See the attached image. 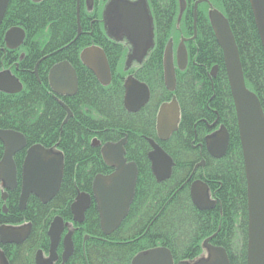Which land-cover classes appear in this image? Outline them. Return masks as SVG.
<instances>
[{
    "label": "trees",
    "instance_id": "1",
    "mask_svg": "<svg viewBox=\"0 0 264 264\" xmlns=\"http://www.w3.org/2000/svg\"><path fill=\"white\" fill-rule=\"evenodd\" d=\"M193 1L147 0L152 41L147 46H150L148 52L141 57L143 61L135 63L130 72L148 85L151 99L136 114L127 112L122 103L124 89L120 67L127 50L124 51L120 44L104 45L83 36L74 39V0L8 1L0 24V39L12 25L24 29L26 38L35 41L31 43L29 57L22 60V65H29L30 70L44 40L47 41L45 53L49 56L38 64L40 81L30 72L24 91L11 96L0 92V128L19 131L28 146L40 144L62 153L64 161L62 182L56 196L42 204L30 195L23 211L15 217L16 222L32 223L30 235L18 248L22 251V264H34L35 252L47 250V228L52 218L60 215L64 221L71 222L70 204L75 195L79 191L91 194L93 177L111 172L102 160L100 146L92 145V140L98 139L103 144L116 142L124 136L127 137L125 157L136 164L138 172L128 215L113 234L103 236L96 209L90 205L84 223L71 228L74 251L66 264H130L137 252L159 245L169 249L174 263L193 264L206 256L202 243L213 233L215 236L210 242L226 250L230 264H247L243 155L222 51L208 19L209 8L218 9L228 19L245 85L257 95L263 114L264 51L248 0L199 3L194 37ZM182 3V11L178 13L177 7ZM181 36L190 38L185 42L188 64L182 71L176 69L175 90L169 92L163 84V48L169 38L176 44ZM89 45L100 46L108 59L111 71L108 85H102L80 60V52ZM58 47L63 48L53 52ZM60 60L71 64L78 80L76 93L62 97L72 115L61 130L59 126L66 113L53 100L46 79L48 69ZM213 65L217 69L215 76L210 77ZM173 95L180 107L178 128L168 140L159 141L155 127L156 105ZM216 118L219 124L209 128L208 124ZM220 124L229 133V144L225 155L214 159L206 151L203 136L214 133ZM147 137L154 138L174 161L171 176L163 183H157L150 171ZM24 154V150L15 154L17 168ZM201 160L205 165L188 180L194 164ZM193 178H200L208 185L210 195L216 200L215 207L201 211L192 204L189 183ZM17 196L18 191H15V201ZM86 233L90 237L84 240Z\"/></svg>",
    "mask_w": 264,
    "mask_h": 264
},
{
    "label": "water",
    "instance_id": "2",
    "mask_svg": "<svg viewBox=\"0 0 264 264\" xmlns=\"http://www.w3.org/2000/svg\"><path fill=\"white\" fill-rule=\"evenodd\" d=\"M9 0H0V24L6 12ZM39 2L41 0H32ZM208 0H197L194 5ZM255 25L264 51V0H248ZM121 27L126 31L127 38L133 44L132 55H128L126 64L129 65L133 56L141 58L145 48L152 41L151 18L145 0L135 4L119 3ZM194 13V25L196 20ZM209 22L218 45L222 50L224 67L226 70L229 89L235 107L238 134L243 155L246 194H247V264H264V114L257 95L245 85L242 65L234 35L228 19L217 9L212 8L208 14ZM24 37L21 28H9L3 39L10 48L18 46ZM181 38L173 55L172 39L168 40L162 57L163 79L165 87L172 91L175 88V67L183 70L187 65V50ZM81 62L91 70L102 85L110 82L111 75L106 56L97 46L84 48L80 53ZM217 66H213L210 74L215 76ZM48 82L53 91L58 94L73 95L77 90V77L74 69L67 61L53 65L48 73ZM124 106L127 111H136L149 98L146 84L138 81L132 75L125 77ZM20 86L14 76L7 72L0 73V91L17 92ZM66 108V107H65ZM67 109V108H66ZM70 112L67 113V118ZM180 110L175 99L164 103L158 110L156 128L160 140L167 138L177 130ZM0 141L4 146L0 160V179L4 180L8 188L16 185V167L13 156L26 147L24 136L13 130H0ZM126 138L117 142H105L100 146V154L104 163L113 168L106 175H96L92 181V194L79 193L70 205L73 221L82 222L84 213L94 199L100 221V228L104 234H109L121 224L126 217L135 193L137 181V167L134 162L125 158L124 144ZM151 150L148 159L151 163L152 174L157 181L167 179L171 175L173 160L154 140H148ZM93 145H99L93 142ZM229 144V133L224 125L213 134L205 138L207 153L214 158L225 155ZM201 165L204 162L199 163ZM63 155L60 152L45 148L40 144L27 147L21 166V192L19 206L24 208L30 195L37 197L42 203L48 202L58 192L63 174ZM193 205L199 210L214 207L210 200L207 186L200 180H194L189 187ZM67 223L60 217H55L47 231L50 240L49 258L43 262L41 252L35 255L36 264H50L56 258L55 248L62 242L63 252L60 264L73 253L71 232L64 235ZM30 232V225L22 227L0 228L2 243H21ZM204 242L207 256L193 264H230L226 250L221 246ZM130 264H190L186 261L174 263L173 256L164 246L153 247L134 255Z\"/></svg>",
    "mask_w": 264,
    "mask_h": 264
},
{
    "label": "flooded vegetation",
    "instance_id": "3",
    "mask_svg": "<svg viewBox=\"0 0 264 264\" xmlns=\"http://www.w3.org/2000/svg\"><path fill=\"white\" fill-rule=\"evenodd\" d=\"M138 1L139 0H92L90 3L89 2L88 3H84L83 4L82 20L79 18L81 33L92 34L93 30H95L97 27H100V29L104 32V34L107 31V33H106L107 36H110V38H114L118 42V44H120L123 47L124 51L127 50L125 58H124V60L126 61L128 55H132L133 44L127 38L126 31L121 27V23H120L121 15L119 13L118 7H119V3L120 2L135 4ZM195 23H196V21H195ZM195 27L196 26L194 25V21H193V32H194L193 37L196 35ZM105 29H106V31H104ZM23 31H24V29H23ZM3 36H4V34H3ZM3 36H2V39H0V72L3 71V70L8 71L9 75L10 76H14L16 78L18 84L20 83L21 86L26 85L27 74H29L30 72H32L34 74V76L36 77L37 81H40V78L38 76V70H37L38 64H39V62H42L44 59H46L49 56L48 53H45L46 52L45 46L42 45V49L40 50L41 52L39 51V53H38V55H39L38 59L35 61L33 69L30 70L29 69V65H26V66L24 64L22 65V60H24V59L29 57L30 51H31V43H35V41H30L29 39H27L26 38V33H25L21 43L18 46L14 47V48H10V47H8L6 45V42L4 41ZM77 37H78V34H75L74 39H76ZM181 38H184L187 41L186 37L181 36L180 39ZM170 39H172V38H169L168 40H170ZM180 39H179L178 43H176V44L173 42V39H172V46H173V51L174 52L177 49V45L179 44ZM73 40L70 41L69 43L73 42ZM186 41H184V43ZM36 43H38V42H36ZM43 44H45V42H43ZM89 46H96V45H89ZM61 48L62 47H58L53 52L59 51ZM185 48H186V45H185ZM186 50H187V48H186ZM162 57H163V55H162ZM187 57H188V52H187ZM139 59L140 58H136L135 56H133V58L130 61L131 68H132V66L135 63H141L144 58H141V60L138 62ZM173 60H174V63H175V55H174V59ZM61 61H63V60H61ZM107 61H108V59H107ZM55 64L56 63L52 64L51 67L53 65H55ZM187 64H188V60H187ZM186 67H187V65H186ZM50 68L48 69L46 79H47V83H48L49 89L51 90L49 82H48V73H49ZM109 69H110V66H109ZM176 69L180 70L179 68L175 67V79H176ZM41 72H43V69H41ZM127 74L128 75H132L134 78H136L134 76V74L132 72H130V71ZM110 75H111V71H110ZM124 79H123V82H124ZM138 81H140V80H138ZM77 82H78V80H77ZM140 82L146 84L143 81H140ZM163 84H164V79H163ZM21 86H20V88H22ZM146 86L148 87L147 84H146ZM164 87H165V85H164ZM123 89H124V87H123ZM148 91H149V98H148V101L145 103V105L151 99V92H150L149 87H148ZM7 93H11V92H7ZM64 95H66V94H64ZM59 96L61 97L62 94L61 95L59 94ZM158 110H159V108L157 109L156 116H157ZM155 120H156V118H155ZM214 126L215 125H213L212 127H214ZM155 127H156V125H155ZM124 137L127 140V137L126 136H124ZM156 137H157V139L159 141H163V140H160L159 137H158L157 128H156ZM169 137L167 138V140L169 139ZM123 138H121V139H123ZM149 139H152L156 143H158L154 138H151V137H147V142H148ZM164 141H166V140H164ZM148 144H149V142H148ZM94 146H99V145H94ZM149 146H150V144H149ZM0 150H1V153H0V159H1L2 154H3V146H2L1 143H0ZM14 156H13V160H14V163H15ZM22 163H23V160H22ZM22 163L20 165V168H17V165L15 163V167H16V185L14 186V188H12V189L8 188L6 182L4 180L0 179V228L22 227L26 223L24 221H17L16 222L15 218H12L13 216L11 214L12 210L14 209V207L18 205V198H19L20 192H21V181H22L21 166H22ZM112 171H113V168H111V172ZM15 191H18V196H17L16 201H15V198H14V192ZM24 241H22L21 243H23ZM60 243H62V242L60 241ZM15 245H16V243H14V242L2 243L1 240H0V264H22V259L21 258L19 260H17V263L15 262L16 261L15 260V252L13 250ZM73 247H74V244H73ZM48 248H49V246H48ZM37 252L38 251H36L35 254H34V264H36L35 255H36ZM41 255H42V258L44 260L43 262L44 263L47 262V260L49 258L48 249L46 251H42ZM60 263H61L60 255H56V258L54 260L50 261V264H60Z\"/></svg>",
    "mask_w": 264,
    "mask_h": 264
},
{
    "label": "bare ground",
    "instance_id": "4",
    "mask_svg": "<svg viewBox=\"0 0 264 264\" xmlns=\"http://www.w3.org/2000/svg\"><path fill=\"white\" fill-rule=\"evenodd\" d=\"M75 1V5H74V7H73V10H74V12H75V23H76V34H78V36H83L84 38H86V39H88V40H90V41H94V42H100V43H102V44H104V45H113V46H117V44H118V42L114 39V38H110V36H107L106 35V33H107V31H106V29L104 30V31H106V33L104 34V32L100 29V27H97L95 30H93V33L92 34H89V33H81V28H80V21H79V18L82 20V13H83V4L84 3H90L92 0H74ZM31 2H33L32 0H31ZM40 2V1H39ZM145 2H146V6H147V8H148V2H147V0H145ZM197 2V0H194L193 1V4H192V17H193V20H194V13H196V16H197V8H196V11H194V5H195V3ZM34 3V2H33ZM120 3H122V2H120ZM199 4V3H198ZM198 4H197V7H198ZM182 7H183V3L182 4H180V5H178V7H177V12L179 13V12H181L182 10ZM213 7H210L209 8V11H208V14H209V12H210V10L212 9ZM216 9V8H215ZM40 10H41V8H40ZM218 10V9H217ZM148 14L151 16V14H150V12H149V10H148ZM195 16V17H196ZM209 19V18H208ZM196 21V20H195ZM20 28V26H18V25H12L10 28ZM9 29V28H8ZM7 29V30H8ZM22 29V28H21ZM23 30V29H22ZM232 31V30H231ZM5 33V32H4ZM3 33V34H4ZM24 34H25V32H24ZM188 39H190V38H187V40ZM181 40V39H180ZM215 40H216V38H215ZM186 41V40H185ZM43 42H45V44H43ZM217 42V41H216ZM168 42L166 41L165 42V45H164V48H165V46H166V44H167ZM41 46L42 45H46L47 44V41L46 40H44V41H42L41 43ZM218 44V43H217ZM184 45H185V43H184ZM97 47H99L100 49H102L100 46H98V45H96ZM87 47H90V46H87ZM220 47V46H219ZM63 48V47H62ZM149 48H150V46L149 47H146L145 48V52H148V50H149ZM164 48H163V51H164ZM103 50V49H102ZM222 51V50H221ZM173 55H175V52L173 53ZM107 59V58H106ZM81 60V59H80ZM63 61H66V60H63ZM61 62V60L60 61H57V62H55V63H60ZM108 62V61H107ZM109 65V64H108ZM110 66V65H109ZM213 66H216V65H213ZM212 66V67H213ZM211 67V68H212ZM121 68V72L123 73V79L128 75L127 73L131 70V64H129V65H127L126 64V61L124 60L123 61V64H122V66L120 67ZM162 69H163V65H162ZM74 71H75V69H74ZM182 71V70H181ZM1 72H7L8 74H9V72L8 71H6V70H3V71H1ZM0 72V73H1ZM225 72H226V70H225ZM75 74H76V71H75ZM209 76L210 77H214V76H212L210 73H209ZM226 76H227V74H226ZM76 77H77V74H76ZM97 78V77H96ZM227 80H228V78H227ZM99 81V80H98ZM110 83V82H109ZM108 85V84H107ZM19 86H21V84L19 83ZM228 86H229V83H228ZM22 88H20L17 92H11V93H7V92H5V91H0V92H2V93H4V94H6V95H9V96H11V95H14V94H17V93H20V92H22V91H24L26 88H27V85H23V86H21ZM51 88V87H50ZM166 90L167 91H169V92H173L174 90H175V88L172 90V91H170V90H168L167 88H166ZM49 92L53 95V97H54V101L57 103V104H59L61 107H62V109L65 111V117L62 119V121H61V123H60V126H59V129L61 130V128H62V126H63V124H65L66 122H67V120L71 117V115H72V112H71V110H70V108L66 105V103L63 101V99H62V97H65V96H67V97H70V96H73V95H64V94H62V96L60 97L59 96V94L58 93H56L55 91H53L52 89L51 90H49ZM14 93V94H13ZM61 95V94H60ZM64 95V96H63ZM172 99H175L176 100V102H177V104H178V107H179V103H178V100L176 99V97H175V95H173L172 97H170L169 98V100H162L159 104L157 103V105H156V107H157V109L158 108H160L161 107V105L162 104H164V103H167V104H169V103H171L172 102ZM233 100V99H232ZM50 102H52V100L50 101ZM122 103H123V107H124V109L126 110V107L124 106V93H123V98H122ZM52 104H53V102H52ZM145 105V104H144ZM144 105H142L139 109H137L136 111H127V112H129V113H134V114H136V113H139V112H141V109L144 107ZM67 109H66V108ZM41 109H42V107H41ZM179 110H180V107H179ZM68 112H70V116L67 118L66 116H67V113ZM156 119H157V116H156ZM179 119H180V116H179ZM178 122H179V120H178ZM219 123H218V119L216 118L212 123H210V124H208V127L209 128H212V126L213 125H218ZM221 125V124H220ZM214 126V127H215ZM178 128V127H177ZM0 130H13V131H16V132H19V131H17V130H15V129H12V128H9V129H5V128H0ZM20 133V132H19ZM22 134V133H21ZM23 135V134H22ZM24 136V135H23ZM209 135L208 134H205L204 136H203V141H204V143H205V138L206 137H208ZM25 138V137H24ZM25 140H26V138H25ZM127 141V140H126ZM93 142H97V144L100 142L98 139H94V140H92V143ZM0 143H1V141H0ZM126 143V142H125ZM198 143H200V142H198ZM2 144V143H1ZM201 144V143H200ZM32 145H35V144H32ZM125 145V144H124ZM2 146H3V144H2ZM29 146H31V145H29ZM28 145H27V142H26V147L25 148H23V149H21V150H19L18 152H20V151H22V150H24V151H26V149H27V147H29ZM99 146H101V143H99ZM124 150H125V146H124ZM150 150H151V147H150ZM149 150V151H150ZM3 151H4V146H3ZM148 151V152H149ZM18 152H16V153H18ZM15 153V154H16ZM14 154V155H15ZM147 155H148V153H147ZM2 156H3V154H2ZM24 156H25V154H24ZM171 157V156H170ZM147 158H148V156H147ZM212 158H214V157H212ZM1 159H2V157H1ZM0 159V160H1ZM24 159V158H23ZM172 159V158H171ZM214 159H219V158H214ZM103 160V159H102ZM149 160V159H148ZM173 160V159H172ZM201 162H204V160H201L200 162H197V163H195L194 164V166H193V168H192V171H191V173H190V176H189V178H188V180L196 173V171H197V169L199 168V167H203L204 165H205V163L203 164V165H201V164H199V163H201ZM63 163H64V161H63ZM149 163H150V161H149ZM173 163H174V161H173ZM108 166V165H107ZM173 166H174V164H173ZM108 167H110V166H108ZM63 168H64V165H63ZM110 168H112V167H110ZM172 169H173V167H172ZM150 171H151V173H152V169H151V163H150ZM245 172V171H244ZM171 173H172V171H171ZM97 175H99V174H97ZM100 175H103V174H100ZM153 175V174H152ZM96 176V175H95ZM94 176V177H95ZM171 176V175H170ZM62 177H63V174H62ZM94 177H93V179H94ZM153 177H154V175H153ZM170 178V177H169ZM169 178H167V179H164V180H161V181H157L156 180V178L154 177V179H155V181L157 182V183H163V182H165V181H167V180H169ZM194 180H200V181H202L206 186H207V193H208V197H209V199L210 200H212V201H214L215 202V205H216V200L215 199H213L212 198V196L210 195V192H209V188H208V185L202 180V179H200V178H193L191 181H190V183H189V187H190V184L194 181ZM93 181V180H92ZM61 182H62V180H61ZM245 182H246V179H245ZM21 183H22V181H21ZM61 185V184H60ZM91 186H92V182H91ZM136 186V185H135ZM58 193V192H57ZM56 193V194H57ZM79 193H87V192H81V191H79L76 195H75V197H74V199L76 198V196L79 194ZM87 194H90V193H87ZM91 194H92V191H91ZM90 194V195H91ZM56 196V195H55ZM54 196V197H55ZM134 196H135V193H134ZM53 197V198H54ZM189 197H190V191H189ZM52 198V199H53ZM133 199H134V197H133ZM39 200V199H38ZM190 200H191V198H190ZM40 201V200H39ZM49 201H51V199L49 200ZM48 201V202H49ZM74 201V200H73ZM41 202V201H40ZM48 202H45V203H42V204H46V203H48ZM132 202H133V200H132ZM132 202H131V204H132ZM192 202V201H191ZM26 203H27V201H26ZM94 205V207H95V209H96V212H97V214H98V210H97V208H96V203H95V201H94V199H91V204L90 205ZM131 204H130V206H131ZM193 204V203H192ZM71 205V204H70ZM215 205H214V207H215ZM25 206H26V204H25ZM24 206V207H25ZM90 207V206H89ZM88 207V208H89ZM213 208V207H212ZM23 209L24 208H21L20 206H19V198H18V205L16 206V207H14V209L12 210V212H11V214H12V218H15L16 216H18L19 214L18 213H20V212H22L23 211ZM129 209H130V207H129ZM209 209H211V208H209ZM199 210V209H198ZM208 210V209H207ZM201 211H203V210H201ZM70 212H71V210H70ZM86 212V211H85ZM128 212H129V210H128ZM71 215H72V213H71ZM127 215H128V213H127ZM126 215V216H127ZM55 217H60L63 221H64V219L60 216V215H55L53 218H52V220L55 218ZM72 217H73V215H72ZM126 218V217H125ZM124 218V219H125ZM98 219H99V216H98ZM123 219V220H124ZM52 220L50 221V223H49V225H48V228H49V226H50V224H51V222H52ZM122 220V221H123ZM84 221H85V213H84V219H83V221L82 222H75V221H73V218H71V222H66V221H64V223H67L66 224V226H65V228H64V231H63V234L62 235H64V234H66V233H68V232H71V238H72V229H73V225L74 224H82V223H84ZM122 223V222H121ZM26 224H29L30 225V232H31V230H32V223L30 222V221H28V222H26L25 223V225ZM71 225V226H70ZM121 225V224H120ZM119 225V226H120ZM48 228H47V231H48ZM68 228H70L69 230H68ZM72 228V229H71ZM99 228H100V221H99ZM119 227H117L114 231H112L111 233H109V234H104L103 232H102V230H101V228H100V231H101V234L103 235V236H109V235H111V234H113L117 229H118ZM30 232H29V234H28V236L30 235ZM28 236H27V238H28ZM213 236H215V233H213L212 235H210L209 237H207V238H209V240H208V243L209 244H211V245H213L211 242H210V239L213 237ZM47 237H48V235H47ZM90 237V235L89 234H83V238H84V240H86V239H88ZM207 238H205L204 240H203V247L205 248V250H206V255L208 254V252H207V249H206V247H205V244H204V242H205V240L207 239ZM247 239H248V229H247ZM48 240H49V237H48ZM72 242H73V240H72ZM49 244H50V240H49ZM74 244V243H73ZM21 245H22V243H16V245L14 246V248H13V250H14V252H15V260L17 261V260H19L20 258H21V256H22V251H21V248L20 249H18L19 247H21ZM49 246V245H48ZM159 246H162V245H159ZM216 246V245H215ZM155 247H158V246H155ZM165 247V246H164ZM153 248V247H152ZM167 248V247H166ZM48 249V251H49V248H47ZM149 249H151V248H149ZM146 250H148V249H146ZM145 250V251H146ZM37 251H40L41 253H42V249H38ZM73 251H74V247H73ZM145 251H143V252H145ZM62 252H63V245H62V243H59L58 245H57V247L55 248V254L56 255H60V258H61V260H62ZM139 252H141V251H139ZM139 252H137V253H139ZM136 253V254H137ZM73 254V253H72ZM72 254L70 255V257L72 256ZM135 254V255H136ZM69 257V258H70ZM69 258L66 260V262H65V264L68 262V260H69ZM22 259V258H21ZM132 260V259H131ZM15 261V262H16Z\"/></svg>",
    "mask_w": 264,
    "mask_h": 264
}]
</instances>
